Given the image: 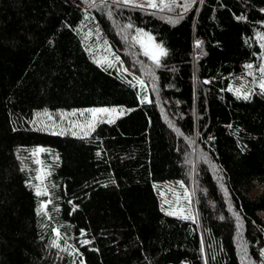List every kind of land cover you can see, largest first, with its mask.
Listing matches in <instances>:
<instances>
[{
    "label": "trees",
    "instance_id": "16d2710c",
    "mask_svg": "<svg viewBox=\"0 0 264 264\" xmlns=\"http://www.w3.org/2000/svg\"><path fill=\"white\" fill-rule=\"evenodd\" d=\"M154 1L0 0V264H264V92L231 91L262 58L264 0ZM100 108L127 113L84 137L39 127Z\"/></svg>",
    "mask_w": 264,
    "mask_h": 264
},
{
    "label": "rangeland",
    "instance_id": "374dc122",
    "mask_svg": "<svg viewBox=\"0 0 264 264\" xmlns=\"http://www.w3.org/2000/svg\"><path fill=\"white\" fill-rule=\"evenodd\" d=\"M114 1L120 2L129 7L140 8L144 11L155 12L158 10V7H150L147 0H134V3L131 4H126L123 2V0ZM86 43L89 44L91 54L99 65L105 68L119 69L122 71L120 61L112 53L109 46L101 39L98 34L91 30H88L86 32ZM259 45L263 53L259 66L256 69L250 68L247 71L248 80L234 83L231 87V91L237 97L249 98L253 90V85L257 86L264 92V72L261 71L262 69H264V39L259 42ZM145 50L149 57H151L154 52L158 51L156 45L153 43L152 40H147L145 44ZM139 85L141 88L144 89L143 84L139 83ZM93 110L97 109L75 111L71 113H59L56 116L45 114L39 118V127L49 133L70 134L76 137H84L91 134L93 130L97 127V125L101 123L114 122L127 113L126 110L118 108L110 109L115 110V112H98L96 116L93 117ZM158 190L164 202L166 211L172 213L173 215L185 217L191 219L194 222L196 221L198 217L194 212L192 197L189 193L183 192V190L177 191L169 187H164Z\"/></svg>",
    "mask_w": 264,
    "mask_h": 264
},
{
    "label": "snow or ice",
    "instance_id": "6c2138e0",
    "mask_svg": "<svg viewBox=\"0 0 264 264\" xmlns=\"http://www.w3.org/2000/svg\"><path fill=\"white\" fill-rule=\"evenodd\" d=\"M124 3L126 4H131V3H134V0H123ZM148 4L150 7L152 8H156L157 7V4L154 2V0H147ZM136 6H142V5H136ZM129 27H131V25H129ZM149 40H151V37H149ZM196 47L199 48L201 47V42L200 41H197V44H196ZM156 48L158 49L157 52H154L151 56V58L153 59L154 62H156L157 64H159V58L160 56H163V55H166V51L159 45L156 46ZM147 54V53H146ZM248 67H252L251 65H248ZM262 72H264V69L261 70ZM207 83V81H205ZM141 84H143V81H140ZM247 97H245L246 99ZM98 112H102V113H109V112H115V110H110V109H97V110H93L92 112V115L93 117L96 116V114ZM91 127V126H90ZM53 134H57V133H53ZM46 150L43 149V148H40V149H37L35 152H33V155H38L39 153H42V152H45ZM36 163H41V161L37 160ZM42 171V174H43V170ZM42 177H38V179H41ZM47 189L46 188H37L36 190V195L37 196H41V195H47ZM46 207V205H45ZM60 233L59 231L57 230V236H59ZM84 243H87V241H85ZM53 246L55 247H59V245L53 241Z\"/></svg>",
    "mask_w": 264,
    "mask_h": 264
}]
</instances>
